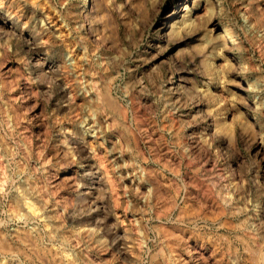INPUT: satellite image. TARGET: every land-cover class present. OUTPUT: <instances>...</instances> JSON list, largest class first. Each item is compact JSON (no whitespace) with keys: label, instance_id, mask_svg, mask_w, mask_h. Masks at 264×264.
<instances>
[{"label":"rangeland","instance_id":"rangeland-1","mask_svg":"<svg viewBox=\"0 0 264 264\" xmlns=\"http://www.w3.org/2000/svg\"><path fill=\"white\" fill-rule=\"evenodd\" d=\"M32 1L30 22L46 29L38 56L54 68L30 62L38 48L20 40L0 76V232L24 249L19 264H261L264 218L255 206L264 210V193L252 181L256 146L264 152V0H187L184 21L167 19L177 0H87L88 28L102 35L95 45L82 42L81 0ZM1 2L13 26L33 30ZM72 57L76 69L61 62ZM174 79L181 87L173 92ZM106 87L125 114L103 105ZM215 88L227 93V109ZM193 94L214 97L212 134L195 116ZM26 199L35 209L20 221Z\"/></svg>","mask_w":264,"mask_h":264},{"label":"bare ground","instance_id":"bare-ground-1","mask_svg":"<svg viewBox=\"0 0 264 264\" xmlns=\"http://www.w3.org/2000/svg\"><path fill=\"white\" fill-rule=\"evenodd\" d=\"M8 1V3H10V6H12V7H15L14 9H16L18 12H19V14H21L20 16H22L23 17V20H24V23L26 24V26L27 27H31V25H33V30H27V31H22L21 29L19 30V28L17 29L15 26H13V24H12V22H10V20H9V14H7L6 15V11L8 10V8H5V12L4 11H0V76H1V74L3 73V70H4V68L6 67V65H4L5 64V60H4V57H7L6 55H7V53L9 52V51H12L13 49V42L14 41H20V40H23V41H25L26 43H30V44H32V46L34 45V47L37 49L36 51V57L35 58H32V59H30L29 61L30 62H32L33 64H38L39 62V64H40V66L39 67H43V68H48V73H49V69H51V68H54V65L52 64V63H50V62H47V60L45 61L44 60V58L43 57H39L40 55H39V53H38V51H39V49L42 47H40V45H42V44H40V42H38V39H39V35H40V30H46V29H44L45 27H43L42 26V24H40V22L42 21L41 19V21H32V23H35V24H31V22H30V20H31V16H33L35 13H36V8H35V3L36 2H34L33 3V1L32 0H28V2H29V8H27V10H20L19 8L21 7V6H18L17 4H14L12 1H14V0H12V1H10V0H7ZM6 1V2H7ZM37 1V0H36ZM99 1V0H98ZM1 2V1H0ZM40 2V1H39ZM100 3H102L101 1H99ZM99 2H97V4L99 3ZM187 0H177V3H176V6H174L173 7V9H172V11H171V14H170V16H168L169 18H167L168 19V21H169V19H173V16H181L182 15V13L183 12H186V11H184L186 8H187ZM8 3H6V4H8ZM18 3V2H17ZM31 3V4H30ZM43 3V2H42ZM1 4H2V6H5L4 5V3H2L1 2ZM40 4V3H39ZM38 4V5H39ZM192 4V3H191ZM38 5H37V7H38ZM42 5V4H41ZM101 5V4H100ZM104 5V4H103ZM197 5V4H196ZM97 6V5H96ZM106 6V5H105ZM204 6V5H203ZM9 7V6H8ZM19 7V8H18ZM42 8L44 7L45 8V6H41ZM103 7V6H102ZM188 7H190V6H188ZM192 7H194V6H192ZM206 7V6H205ZM22 8V7H21ZM39 8H40V6H39ZM97 8H98V6H97ZM195 8V7H194ZM194 8H192V9H194ZM10 9V8H9ZM13 9V8H12ZM25 9V8H24ZM203 9H204V7H203ZM245 9V8H244ZM3 10V9H2ZM16 10H14V12L16 11ZM47 10V9H46ZM46 10H44V12L46 11ZM77 10L80 12V13H82L83 14V19H84V21H85V31H84V34L82 35V38L84 39V41H82V38H79V39H81V41L82 42H88L89 44H90V42H91V44L93 43V45H95L94 43H96L97 42V40L99 39V37L98 36H100V32L99 31H96L95 32V30L93 31V30H89V28H88V26H89V22L93 19V18H90V21H89V19H87V10H88V6H87V0H81V2L79 1V3L77 4ZM92 10V9H91ZM99 10H100V7H99ZM105 10V9H104ZM191 10V9H190ZM189 10V11H190ZM14 12H12L11 14L13 15V13ZM47 12V11H46ZM77 12V11H76ZM102 13V12H101ZM186 13H188V12H186ZM45 14V13H44ZM47 14V13H46ZM72 14V13H71ZM98 14V13H97ZM96 14V15H97ZM122 14V13H121ZM189 14V13H188ZM70 15V14H69ZM98 15H101V14H98ZM97 15V16H98ZM185 15V14H184ZM184 15H182V20H183V17H184ZM43 15H41V17H42ZM45 16V15H44ZM77 16V15H76ZM188 16V15H187ZM19 17V16H18ZM50 17V14H49V12H48V14H47V17L46 18H49ZM73 17V16H72ZM75 17V16H74ZM89 17V16H88ZM96 17V16H95ZM123 17V16H122ZM20 18V17H19ZM40 18V17H39ZM52 18H54V17H51L50 19H52ZM77 18H79V17H77ZM98 18V17H97ZM179 18V17H178ZM17 19V18H16ZM34 19V18H33ZM42 19H43V17H42ZM70 19V18H69ZM95 19V18H94ZM167 19H166V21L164 22V24L167 22ZM190 19V18H189ZM22 20V19H21ZM45 20V19H44ZM43 20V21H44ZM182 20H179V21H182ZM186 20V19H185ZM14 21V20H13ZM20 21V20H19ZM48 21V20H47ZM70 21V20H69ZM94 21V20H93ZM174 21V20H173ZM184 21V20H183ZM21 23H23V21H20ZM54 22V21H53ZM62 22V21H61ZM77 22H78V20H77ZM191 22V21H190ZM18 23V22H17ZM45 23H47V22H45ZM170 23V22H169ZM169 23H167V26H169ZM217 23V22H216ZM16 24V23H15ZM48 26L49 27H52V26H50L51 24H50V21H48ZM55 24V23H54ZM92 24V23H91ZM96 24V23H95ZM190 24V23H189ZM211 24H213V23H211ZM18 25V24H17ZM16 25V26H17ZM45 25V24H44ZM81 25H83V24H81ZM163 25V24H162ZM171 25V24H170ZM175 25V24H174ZM185 25V22H184V24H183V26ZM77 26V25H76ZM84 26V25H83ZM92 26H93V24H92ZM96 26V25H95ZM101 26V25H100ZM173 26V25H172ZM186 26V25H185ZM189 26V25H188ZM54 27V26H53ZM52 27V28H53ZM60 27V26H59ZM74 27V26H73ZM79 27V26H78ZM94 27V26H93ZM117 27V26H116ZM166 27V26H165ZM187 27V26H186ZM215 27V26H214ZM46 28H48V27H46ZM91 28V27H90ZM95 29H96V27H94ZM173 27H171V29H172ZM60 29V28H59ZM93 29V28H92ZM101 29H102V26H101ZM63 30V29H62ZM79 30V29H78ZM82 30V29H81ZM173 30V29H172ZM172 30H170V32H168L169 31V28H168V30H166V29H164L162 32L163 33H168V34H170V35H173V34H171V31ZM70 31V30H69ZM43 32V31H42ZM159 32V31H158ZM173 32V31H172ZM53 33H55V32H53ZM99 35H98V34ZM42 34V33H41ZM104 34V33H103ZM161 34V33H160ZM44 35H46L47 37L49 36V33H45ZM53 35V34H52ZM54 36V35H53ZM169 36V35H168ZM220 36H222L221 38H223V36L224 35H220ZM79 37V36H78ZM102 37V35L100 36V38ZM113 37V36H112ZM49 38V37H48ZM51 38V37H50ZM56 38V37H55ZM62 38V37H61ZM47 39V38H46ZM72 39V38H71ZM77 39V38H76ZM51 40V39H50ZM63 40V39H62ZM77 41V40H76ZM21 42V41H20ZM49 42V41H48ZM53 42V41H52ZM56 42V41H55ZM66 42V41H65ZM71 42V41H70ZM78 43L80 42V41H77ZM99 42V41H98ZM54 43V42H53ZM75 43V42H74ZM80 44H82L81 42H80ZM86 44V43H85ZM100 44H101V42H100ZM72 45V44H71ZM76 45V44H75ZM75 45H73V46H75ZM97 45V44H96ZM83 47H85V45L83 44L82 45ZM89 47V46H88ZM98 47V46H97ZM15 48V47H14ZM75 48V47H74ZM89 48H91V47H89ZM93 48V47H92ZM33 49V48H32ZM82 49V48H81ZM87 49V48H86ZM97 49V48H96ZM14 50H16V49H14ZM35 50V49H34ZM71 50V49H70ZM82 50H84V49H82ZM69 51V50H68ZM81 51V50H80ZM94 51H95V49H94ZM75 52V51H74ZM86 52V51H85ZM91 52H92V50H91ZM67 53V52H66ZM70 53V52H69ZM76 53V52H75ZM78 53V52H77ZM77 53H76V58L77 57H79V56H77ZM81 53H82V51H81ZM80 53V54H81ZM84 53V52H83ZM82 53V55H84V54H86L85 56H87V53H84L83 54ZM96 53V52H95ZM203 53V52H202ZM44 54V53H43ZM93 54V53H92ZM39 55V56H38ZM73 55V54H72ZM82 55H80V56H82ZM100 55V54H99ZM9 56V55H8ZM16 56V55H15ZM20 56V55H19ZM34 56V55H33ZM45 56V55H44ZM65 56V55H64ZM84 56V57H85ZM89 56H91V54H89ZM204 56V55H203ZM24 57V56H23ZM73 58L71 61L70 60H68V61H65V60H63L62 61V59H61V62H62V64H64V65H68V66H73L74 68H75V66H76V58ZM17 58V57H16ZM63 58V57H62ZM65 58H66V56H65ZM79 58H81V57H79ZM22 59V58H21ZM28 59V58H27ZM69 59V58H68ZM86 61H88V57H86ZM17 60V59H16ZM18 60H20L19 58H18ZM103 60V59H102ZM28 61V60H27ZM78 61V60H77ZM60 62V61H59ZM54 63V62H53ZM80 62H78V64H79ZM82 63V62H81ZM90 63V62H89ZM32 64V65H33ZM85 64H86V62H85ZM63 65V66H64ZM35 66V65H34ZM57 66V65H56ZM58 66H59V63H58ZM63 66H62V68H63ZM80 66V65H79ZM79 66H78V68H79ZM90 66V65H89ZM29 67V66H28ZM36 67V66H35ZM34 67V69H36ZM38 67V68H39ZM86 67V66H85ZM65 68H66V66H65ZM77 68V69H78ZM84 68V67H83ZM31 69V68H30ZM34 69H32V71L34 70ZM40 69H42V68H40ZM55 69H57V68H55ZM54 69V70H55ZM69 69V68H68ZM71 69V68H70ZM69 69V70H70ZM76 69V68H75ZM80 70H82L81 68H79ZM43 70V69H42ZM41 70V71H42ZM67 70V69H66ZM65 70V71H66ZM68 70V71H69ZM74 70V69H73ZM31 71V70H30ZM34 71H36V70H34ZM38 71H40V70H37V72ZM41 71H40V73H41ZM75 71V70H74ZM37 72H36V74H37ZM45 72V71H44ZM50 72H52V71H50ZM210 72H211V70H210ZM35 74V75H36ZM38 74H39V72H38ZM40 75V74H39ZM29 76V75H28ZM32 76V75H31ZM37 76V75H36ZM41 76H44V75H42V73H41ZM48 77H50V76H48ZM179 77H181V76H179ZM179 77H177V78H179ZM184 77V76H183ZM0 79H1V77H0ZM31 79V78H30ZM43 79H45V78H43ZM48 79V78H47ZM172 79V78H171ZM175 80V79H174ZM184 80V79H183ZM93 81V80H92ZM176 81V80H175ZM168 81V87L170 88V90L171 91H176V89H177V87L178 86H180L181 87V82H180V80H178V81ZM29 83V82H28ZM31 83V82H30ZM183 83V82H182ZM97 85V84H96ZM78 86V85H77ZM92 86V85H91ZM93 86L95 87V85L93 84ZM107 86V85H106ZM183 86H185V85H183ZM84 87H87V86H84ZM108 87V86H107ZM106 87V88H107ZM72 90H74L75 91V89H74V86H72ZM89 88V87H88ZM93 88V87H92ZM99 88V87H98ZM186 88V87H185ZM90 89V88H89ZM95 89H97V88H95ZM179 89V88H178ZM187 89V88H186ZM42 90V89H41ZM72 90H71V92H72ZM94 90V89H93ZM180 90V89H179ZM181 90H183V88L181 89ZM215 90H217V91H215L216 93H219V95H220V100L222 101L221 103H223V107H226L227 105H226V101H228L227 100V93H225L224 92V90H222L221 91V89L220 90H218V88H215ZM89 91V90H88ZM95 92H96V90H94ZM93 91V92H94ZM186 92H188L187 90H185ZM41 92V91H40ZM46 92H47V90H46ZM168 92H169V90H168ZM167 92V93H168ZM172 92V93H173ZM180 92V91H179ZM189 92H190V90H189ZM97 93H99L98 91H97ZM170 93V92H169ZM171 93V94H172ZM198 93V92H197ZM43 94V93H42ZM44 94H46V93H44ZM73 95L74 94H76V92H73L72 93ZM93 94V93H92ZM200 94V93H199ZM71 95V94H70ZM94 95H95V93H94ZM93 95V96H94ZM99 95V94H98ZM97 95V96H98ZM100 95H102V96H100L102 99H101V101L103 102V105H104V103L105 104H107L108 105V107L109 108H111L112 109V111L114 110V111H116L117 113H119L120 115H122L123 113L125 114V109L122 107V105L120 106V102L119 103H117V101L115 100L116 98H113V97H111L110 96V93L108 92V88L105 90V92L103 93V94H100ZM179 95V94H178ZM194 96L195 95H198V94H193ZM206 95V94H205ZM209 95V94H208ZM75 97L76 96H78V95H74ZM96 96V95H95ZM181 96H184V95H181ZM187 96V95H186ZM186 96H184V97H186ZM194 96H192V97H194ZM84 97V96H83ZM172 97V96H171ZM184 97H182V98H184ZM216 97V96H215ZM74 97H72V99H73ZM93 98H95V97H93ZM92 98V99H93ZM188 98H189V95H188ZM195 98V97H194ZM194 98H193V100H194ZM214 97L213 96H202V97H199V95L198 96H196V98H195V101L192 103L193 104V109L195 110V116H197L199 119H200V122H207V127H206V125H205V127L207 128V131H209L210 132V134H212L213 132H214V129H216L215 131H217V128H215L216 126H218L217 124L218 123H220L219 122V120H218V117L216 118V117H212L211 115H213V114H211V115H208V113L207 112H209V109L207 110L206 108H207V103L210 101V100H212ZM86 99V98H85ZM131 99V98H130ZM129 99V100H130ZM166 99V98H165ZM185 99V98H184ZM192 99V98H191ZM84 100V99H83ZM134 100V99H133ZM170 100V99H169ZM183 100V99H182ZM182 100H181V102L180 103H182ZM192 100V101H193ZM215 100H216V98H215ZM72 101V100H71ZM74 101V100H73ZM77 101V100H76ZM76 101H75V103H76ZM99 101H100V99H99ZM166 101V100H165ZM167 101H168V99H167ZM179 101V100H178ZM177 101V102H178ZM98 102V101H97ZM101 103V102H100ZM214 103V102H213ZM126 104V103H125ZM188 104V103H187ZM129 105V104H128ZM127 105V106H128ZM131 105V104H130ZM185 105V104H184ZM100 106H101V104H100ZM189 106V105H188ZM222 106V105H221ZM98 107V106H97ZM96 106H95V108H97ZM129 107V106H128ZM131 107L133 108V106H130V108L129 109H131ZM190 107V106H189ZM101 108H103V106L101 107ZM135 108V107H134ZM98 109H99V107H98ZM226 109H227V107H226ZM102 110V109H101ZM104 110V109H103ZM133 110V109H132ZM106 111V110H105ZM105 111H104V114H105ZM110 110H108L107 111V114H108V112H109ZM111 111V112H112ZM131 111V110H130ZM15 112V111H14ZM99 112V111H98ZM123 112V113H122ZM213 112V111H212ZM231 112V111H230ZM102 113V112H101ZM122 113V114H121ZM189 113V112H188ZM211 113V112H210ZM114 113H112V115H113ZM125 116V115H124ZM134 116V115H133ZM194 116V117H195ZM193 117V118H194ZM232 117V116H231ZM125 118V117H124ZM133 118L134 117H132V120H133ZM138 118V117H137ZM179 118V117H178ZM177 118V119H178ZM186 118V117H185ZM122 119V118H121ZM198 119V120H199ZM231 119V118H230ZM122 121H124V120H122ZM193 121V120H192ZM231 121V120H230ZM194 122H195V120H194ZM197 122V121H196ZM199 122V121H198ZM205 122V123H206ZM118 123V122H117ZM228 123V122H227ZM248 123V122H247ZM188 124V123H187ZM195 124V123H194ZM198 123H196L194 126H196ZM199 124H201V123H199ZM202 125V124H201ZM126 126V125H125ZM232 126V125H231ZM141 127V126H140ZM201 127V126H200ZM223 127V126H222ZM222 127L221 128H219L218 127V129H222ZM199 128V127H198ZM197 128V129H198ZM139 129V128H138ZM225 129V128H224ZM224 129H222V130H224ZM192 130V129H191ZM202 130H205V129H203V126H202ZM130 131V130H129ZM197 131V130H196ZM201 131V130H200ZM212 132V133H211ZM224 132V131H223ZM193 134H194V132H192ZM196 133H198V132H196ZM216 133V132H215ZM206 134V133H205ZM206 135H209V134H206ZM195 136V135H194ZM197 136V135H196ZM195 136V137H196ZM210 136V135H209ZM213 136V135H212ZM233 136V135H232ZM243 136V135H242ZM234 137V136H233ZM254 137V136H253ZM252 137V138H253ZM95 138V137H94ZM197 138V137H196ZM251 138V139H252ZM255 139V138H254ZM195 140V139H194ZM194 140H193V142H194ZM199 140V139H198ZM230 140V139H229ZM191 141V140H190ZM253 141V140H252ZM257 141V140H256ZM191 143H192V141H191ZM233 143V142H232ZM192 144H194V143H192ZM191 144V145H192ZM229 144V143H228ZM201 145V144H200ZM196 147H197V145H196ZM200 147V146H199ZM198 147V148H199ZM263 147V146H262ZM262 147H260V146H256V149H255V153L254 154H259L260 156H259V158H258V160L256 161H254V162H257V164H258V173L255 175V178L253 179V185L257 188V190L258 189H260V192H261V194L262 193H264V168H262V163L264 164V152L262 151ZM93 149V148H92ZM96 149H94V151H95ZM199 150V149H198ZM103 152H105V153H107L106 151H102V154H100L101 155V157H102V155H104L103 154ZM96 154H97V152H96ZM100 155H99V157H100ZM105 156H106V154H105ZM105 157L103 156V160H105L104 159ZM107 160V159H106ZM105 160V161H106ZM109 160V159H108ZM110 161V160H109ZM256 164V165H257ZM109 166V165H108ZM111 166V165H110ZM212 166H214L213 164H212ZM211 166V167H212ZM210 167V168H211ZM264 167V166H263ZM111 171V170H110ZM91 172V171H90ZM89 172V173H90ZM93 174V173H92ZM220 174V173H219ZM89 175H91V174H89ZM218 175V174H217ZM95 176H97V174L95 175ZM109 176V175H108ZM223 176V175H222ZM219 177V175L216 177V178H218ZM97 178H99V177H97ZM107 178V177H106ZM220 178V177H219ZM95 179V178H94ZM92 180V179H91ZM98 180V179H97ZM99 180H100V178H99ZM102 180V179H101ZM100 180V181H101ZM108 180V179H107ZM216 180V179H215ZM215 180H213L212 179V181L211 182H213L214 181V184H215ZM95 181V180H94ZM106 181V180H105ZM97 182V181H96ZM107 182H110V181H107ZM106 182V183H107ZM217 182H218V179H217ZM220 182V181H219ZM98 183V182H97ZM96 183V184H97ZM1 184V183H0ZM130 184H131V182H130ZM133 184V183H132ZM94 185V184H93ZM99 185L100 184H98V187H99ZM134 185H135V183H134ZM220 185H222V184H220ZM96 186V185H95ZM2 187V186H1ZM94 187V186H93ZM205 187H207V186H205ZM221 187V186H220ZM3 188V187H2ZM151 188V187H150ZM153 188V187H152ZM139 189V188H138ZM137 189V190H138ZM154 189H152V191H153ZM150 191V190H149ZM19 192V191H18ZM136 192V191H135ZM139 192V191H138ZM146 192V191H145ZM233 192V191H232ZM84 194V193H83ZM160 194H161V192H160ZM218 194V193H217ZM233 194V193H232ZM23 196V195H22ZM219 196H220V194H219ZM16 197V196H15ZM19 197V196H18ZM18 197H17V199H18ZM27 197V196H26ZM229 197V196H228ZM23 198H24V196H23ZM211 198H213V197H211ZM225 197H223V199H224ZM230 198V197H229ZM17 199H15L14 200V198H13V200H14V202L12 201H10V204L11 203H15V201L17 200ZM221 199V198H220ZM223 199H221L222 201H223ZM11 200V199H10ZM20 200H22V199H20L19 198V201ZM27 200L28 199H26V202H27ZM189 200V199H188ZM226 200H227V198H225L224 199V201H225V203H227L226 202ZM173 202L172 203H175V201L174 200H172ZM208 201H213V200H209L208 199ZM228 201V200H227ZM190 202V201H189ZM209 202V203H210ZM214 202V201H213ZM259 202V201H258ZM25 203V202H24ZM28 203V202H27ZM27 203H26V205L25 206H22L21 205V207L19 206V204H20V202H19V204H17V202H16V204L19 206V208H20V210H19V208L15 211L16 212V216H17V219H19L20 221L21 220H25L26 219V213L28 212V211H30V210H33V209H35V208H33V206H32V204H34V203H31V204H29L28 203V205H27ZM215 203H216V201H215ZM215 203H213V204H215ZM229 203V202H228ZM177 203H175V205H176ZM218 204V203H217ZM224 204V203H223ZM230 204V203H229ZM260 204V203H259ZM15 205V204H14ZM173 205V204H172ZM175 205H173V206H175ZM187 206V205H186ZM193 206V205H192ZM195 206V205H194ZM218 206V212H220L221 214L223 213V211H224V208L221 206L220 207V204L219 205H217ZM235 206V205H234ZM177 207H178V205H177ZM255 207H258L257 208V210L258 211H261V213H262V215L259 213V216H260V219H262V218H264V210H261L262 208L258 205V203H257V205L255 206ZM10 208H11V205H10ZM9 208V209H10ZM23 208V209H22ZM27 208V209H26ZM198 208H199V205H198ZM217 208V207H216ZM235 208V207H234ZM15 209H16V206H15ZM178 209H180V212H182V214L183 213H185V214H188V213H192L193 211L191 210V209H187V208H184L183 206H180ZM193 209V208H192ZM194 209H195V207H194ZM201 209V208H200ZM13 210V209H12ZM26 210V211H25ZM28 210V211H27ZM214 210V209H213ZM216 210V211H217ZM34 211V210H33ZM201 211V210H200ZM217 212V213H218ZM32 213H34V215H35V212H32ZM181 214V213H180ZM199 214V213H198ZM29 215V214H28ZM38 215H39V213H38ZM208 215V214H207ZM218 215H219V213H218ZM194 216V215H193ZM213 216V215H212ZM12 217V216H11ZM35 217V216H34ZM214 217V216H213ZM219 217V216H218ZM259 218V217H258ZM17 219H15V220H17ZM32 219V218H31ZM30 219V220H31ZM36 219H38V217L36 218ZM33 220V219H32ZM228 220V219H227ZM263 220V219H262ZM28 221V220H27ZM26 221V222H27ZM224 221V220H223ZM23 223V222H22ZM25 224V223H24ZM35 225V224H34ZM18 226V225H17ZM252 227V226H251ZM19 228V227H18ZM20 228H21V226H20ZM255 229V228H254ZM15 230H17L16 228H15ZM117 230V229H116ZM19 231V230H18ZM25 231V230H24ZM27 231V230H26ZM25 231V232H26ZM12 232H13V230H12ZM14 233H15V231H14ZM18 233V232H17ZM22 234H24L23 232H21ZM262 234L264 233V232H261ZM9 234V233H8ZM21 234V235H22ZM29 234V233H28ZM28 234L27 235H25L24 234V236H28ZM14 235V234H13ZM17 235V234H16ZM20 235V236H21ZM18 236H19V234H18ZM19 238V237H18ZM26 238V241H28L27 240V237H25ZM33 238V237H32ZM31 238V239H32ZM241 238H243V237H241ZM21 239V238H20ZM34 239V238H33ZM32 239V240H33ZM243 240V239H242ZM31 241V240H30ZM33 242H35V240L33 241ZM33 242H30V243H33ZM18 243V242H17ZM19 243H20V241H19ZM245 243V242H244ZM254 243V242H253ZM20 244H25L24 243V241L22 240L21 241V243ZM35 244V243H34ZM37 244V243H36ZM29 245V243L26 245V247ZM38 245V244H37ZM36 245V246H37ZM245 246V245H244ZM257 246V245H256ZM35 247V246H34ZM245 247H247L248 248V246H245ZM251 247V246H250ZM29 248V247H28ZM31 248H33L32 246H31ZM31 248L29 249L30 251H31ZM189 248V247H188ZM260 248H262L261 246H260ZM260 248H258L257 250H255L256 251V256H255V261H258V262H260L261 264H264V248L263 249H260ZM36 249V248H35ZM38 249H39V246H38ZM174 249V248H173ZM250 249V248H249ZM24 249H22V247H21V245H19V244H16V243H14V242H12L11 240H10V238L7 236V233H2V232H0V264H19V259L18 258H20V254H22V253H24V251H23ZM34 250V248L32 249V251ZM37 250V249H36ZM36 250L34 251V252H36ZM40 250V249H39ZM171 250V249H170ZM26 252V251H25ZM45 252V251H44ZM30 253V252H29ZM37 253V252H36ZM38 253H39V251H38ZM37 253V254H38ZM8 254H10V256H11V259L10 260H8V261H6V262H3L2 261V259H1V256H5V255H8ZM26 255H27V253H25ZM254 254V253H253ZM29 255V257H30V254H28ZM39 255V254H38ZM35 256V255H34ZM189 256V255H188ZM254 256V255H253ZM38 257V256H37ZM36 257V258H37ZM55 257V256H54ZM39 258H40V256H39ZM38 258V259H39ZM46 258H47V256H46ZM250 258V257H249ZM55 258H52V261H56V259L54 260ZM247 259V258H246ZM35 260V259H34ZM40 260V259H39ZM38 260V261H39ZM251 260V259H250ZM254 260H252V261H254ZM43 261V260H42ZM48 261V260H47ZM249 261V260H248ZM239 262V261H238ZM34 263V262H33ZM32 263V264H33ZM36 263V262H35ZM44 263V262H43ZM242 264V263H241ZM244 264V263H243ZM248 264H250V263H248Z\"/></svg>","mask_w":264,"mask_h":264}]
</instances>
